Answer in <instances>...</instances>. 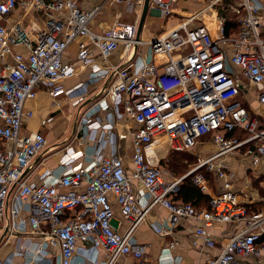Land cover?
Segmentation results:
<instances>
[{
    "label": "built area",
    "instance_id": "obj_1",
    "mask_svg": "<svg viewBox=\"0 0 264 264\" xmlns=\"http://www.w3.org/2000/svg\"><path fill=\"white\" fill-rule=\"evenodd\" d=\"M177 1L149 0L161 16H169ZM198 1L202 6L144 41L136 37V18L114 19L103 32L90 27L104 8L123 3L122 13L136 15L144 0H0V225L6 238L25 233L38 239L35 264H113L119 258L123 264H175L171 249L177 241L168 242L153 263L135 237L154 206L168 212L157 233L194 218L195 234L209 247L215 243L209 226L232 225L205 264H264V198L259 210L249 212L232 189V173L217 162L244 147L254 164H263L264 180V0ZM33 11L44 18L32 15L26 28L19 17ZM80 38L75 61L66 60L69 44ZM119 47V62L109 61ZM76 65L88 70L87 80L65 87L78 74ZM100 79L105 84L79 112L73 136L60 152L45 155L46 135L25 128L33 116L26 101L43 87L58 106L61 96L78 104L86 85ZM252 100L257 108L249 107ZM47 123L40 120L41 126ZM240 132L246 135H235ZM128 136L129 164L116 151L118 138ZM206 137L216 150L198 154L185 173L167 179L165 154L191 151ZM48 158L56 163L52 168L44 163ZM36 168H43L37 180ZM211 174L221 179L217 191ZM185 176L209 195L208 206L173 198ZM12 253L27 255L23 246Z\"/></svg>",
    "mask_w": 264,
    "mask_h": 264
},
{
    "label": "crops",
    "instance_id": "obj_2",
    "mask_svg": "<svg viewBox=\"0 0 264 264\" xmlns=\"http://www.w3.org/2000/svg\"><path fill=\"white\" fill-rule=\"evenodd\" d=\"M80 5H94L103 2L104 0H76ZM144 3L141 7H136L135 14L119 12L124 10L125 5L123 3L113 4L110 7L104 8L102 12L97 14L95 18L90 22V27L97 32H103L107 30L114 19L121 21L132 22L137 19V25L141 11L143 9ZM175 8V7H174ZM121 9V10H120ZM184 12V11H183ZM182 12V13H183ZM18 12L14 13L16 18ZM185 14V13H183ZM32 15L39 20H43V15L40 12L33 11L27 16L19 17L21 22L26 28H29ZM132 18L131 20H124ZM159 18L162 20H159ZM168 20H175L170 16H161L158 9L150 4L148 6V11L145 17V21L140 32V37L144 41H149L158 34H162L169 30L175 23L168 24ZM161 21V28L158 29L159 22ZM137 32V30H136ZM83 38L73 40L66 52L64 53V58L66 60L75 61V54L78 48V43ZM147 45L144 44L140 47V50L145 52ZM121 52V47L112 52L109 56V61L118 63L119 54ZM77 66V65H76ZM78 74L70 79L64 81L65 87H70L78 82H85L87 80L88 70L82 68L80 65L77 66ZM105 81L103 80H93L85 87V98L78 104H73V97L61 96L58 98L60 100V105H56L54 98L49 94V92L40 87L34 98L26 101V107L33 111V116L25 120L26 129H41L46 135L47 139L51 136L62 137L70 128L71 132H75L78 123L79 112L82 111L88 103L96 99L97 95L101 92ZM249 107L257 108V103L251 101ZM78 112V114H77ZM99 122H104L105 112H100L97 116ZM42 118H47V125L41 126L40 120ZM134 125L130 123L128 127H133ZM241 132L238 134L240 135ZM54 137V138H55ZM56 143V141H55ZM51 144V145H50ZM54 144V143H53ZM55 148H47V154H53L55 152H60L57 144ZM52 146V143L48 144V147ZM216 150L215 144L212 142L210 137H206L205 143H198L189 154L198 156L206 155ZM116 151L126 157V162L129 161L130 154V137L118 138L116 144ZM217 162H221L228 167V171L233 175L232 189L236 192L238 199L247 208L255 209L260 203H262V198H264V180L261 175L263 169V164H254L251 156L244 153V147L240 150H234L228 152L217 159ZM47 167L52 168L56 165L52 158H48L44 161ZM129 164V163H128ZM43 168H36L34 172V179L37 180L36 174L40 172ZM174 175L166 174L167 179H172ZM175 177V176H174ZM212 189L217 191L221 187V179L217 178L215 174H211ZM183 183V181L181 182ZM182 186V184H181ZM182 188H180L181 190ZM179 193V192H178ZM173 196L176 201L182 202L184 197L189 201L193 202L196 207L203 208L206 207V200H202L203 197H209L207 193H202L207 196ZM208 199V198H207ZM116 209V207H115ZM168 217V212L162 206H154L149 212L145 220L138 225L135 231L136 239L146 245V251L149 258L156 262L158 255L160 254L162 248L171 242L172 240L177 241L176 245L171 249V253L175 258V264H205L207 259L211 256L216 255L221 248V245L226 241V238L233 232L232 225L229 223H218L213 224L208 227V231L212 239L215 241L212 247L203 244V240L200 236L195 234V228L198 226L199 222L194 218H186L179 222L178 226L170 233H157L154 228L156 226H166V221ZM21 236H10L6 238L5 228L0 225V264H35L34 260L37 256H34V248H36L38 239L34 238L30 234H20ZM2 238V239H1ZM79 244H86V241H79ZM21 246V247H20ZM22 246L26 248L27 255L13 254L16 249H21ZM23 250V249H22ZM53 250V251H52ZM51 253L57 254V249L52 248ZM100 258L105 257V251L101 250L99 254ZM57 261L54 260V264ZM113 264H123L122 259H117Z\"/></svg>",
    "mask_w": 264,
    "mask_h": 264
},
{
    "label": "rangeland",
    "instance_id": "obj_3",
    "mask_svg": "<svg viewBox=\"0 0 264 264\" xmlns=\"http://www.w3.org/2000/svg\"><path fill=\"white\" fill-rule=\"evenodd\" d=\"M200 6H202V2H199L198 0L196 2H193V0H178L175 3L174 10L171 11L169 16L173 17L178 22L183 17V15H185V14H187L193 10H196ZM182 12L185 14H183ZM123 13H125V12H123ZM123 13L121 12L122 16H123ZM123 19L124 20H131L132 18L127 19V17H124ZM159 20H161V19L159 18ZM161 21L159 22L158 29L161 28ZM172 23H176L175 20H172V21L168 20V24H172ZM70 128H71V126H70ZM70 128H68L67 132L61 138L55 137V136L49 137L48 142L52 143V145L57 144L58 148L62 147L63 144L65 143V140H69L73 136V132H71ZM55 141H56V143H55ZM169 152L170 151H168L165 154L164 158L162 159V168L164 170H166L169 174L173 173L175 177L181 176L183 173H185L189 168H191L197 162V156L187 154V157L190 159H188V161H185L186 163H184L182 165L181 164L175 165V163L171 159L172 163L167 164L166 162L170 158ZM178 155H179V153H178ZM176 156H177V154H173V157H175V159L178 160Z\"/></svg>",
    "mask_w": 264,
    "mask_h": 264
},
{
    "label": "trees",
    "instance_id": "obj_4",
    "mask_svg": "<svg viewBox=\"0 0 264 264\" xmlns=\"http://www.w3.org/2000/svg\"><path fill=\"white\" fill-rule=\"evenodd\" d=\"M239 133H236L235 135H237L238 137H244L245 135H246V133L245 132H241V134L240 135H238ZM170 158H169V160H167V164H170V163H172L171 162V159L173 160V162L175 163V165H177V164H184V163H186L185 161H188V159H190V158H188L187 157V154H189L188 153V151H174V150H171L170 152ZM178 153H179V155H178ZM173 154H177V159L178 160H176L175 159V157H173ZM175 160V161H174ZM173 174V173H172ZM174 175V174H173ZM183 183H181L182 184V186L180 185V188H182L181 190H179V193H178V195H180V196H200V198L202 197V196H207V195H205V194H202L200 191H199V189H198V187L197 186H195L193 183H192V181H191V179L189 178V177H186V178H184L183 180ZM208 198V197H207ZM206 197H203L202 198V200H206V206H208V199H207ZM182 202H191V201H189L188 199H186L185 197H184V200H182ZM194 206H195V204L193 203V202H191ZM196 207V206H195ZM262 207V203H260L255 209H251V208H247V210L249 211V212H252V211H257V210H259L260 208ZM196 208H199V207H196ZM260 241L261 242H264V235L262 236V238L260 239Z\"/></svg>",
    "mask_w": 264,
    "mask_h": 264
},
{
    "label": "water",
    "instance_id": "obj_5",
    "mask_svg": "<svg viewBox=\"0 0 264 264\" xmlns=\"http://www.w3.org/2000/svg\"><path fill=\"white\" fill-rule=\"evenodd\" d=\"M148 6H149V0H144V6H143V9L141 11V14H140V17H139V21H138V25H137V32H136V37L139 38L140 37V32L142 30V27H143V24H144V21H145V17H146V14H147V11H148ZM78 114V112H77ZM49 149H52V148H55V145H52V146H49L48 147ZM44 155V152L40 153L38 156H36V158L34 159V162L32 163V165L36 164V162L40 159V157H42ZM29 166V168H27V171L32 167ZM187 176L183 177L186 178ZM111 223L113 225H116V221L114 219H111Z\"/></svg>",
    "mask_w": 264,
    "mask_h": 264
}]
</instances>
